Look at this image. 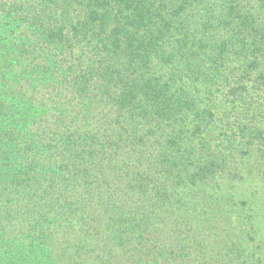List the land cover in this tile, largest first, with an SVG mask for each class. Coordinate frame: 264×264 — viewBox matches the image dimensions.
<instances>
[{"label": "trees", "instance_id": "obj_1", "mask_svg": "<svg viewBox=\"0 0 264 264\" xmlns=\"http://www.w3.org/2000/svg\"><path fill=\"white\" fill-rule=\"evenodd\" d=\"M0 264H264V0H0Z\"/></svg>", "mask_w": 264, "mask_h": 264}]
</instances>
